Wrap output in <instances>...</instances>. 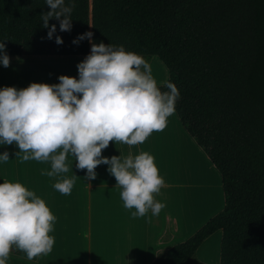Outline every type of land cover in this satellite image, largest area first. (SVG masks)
<instances>
[{"label": "trees", "instance_id": "1", "mask_svg": "<svg viewBox=\"0 0 264 264\" xmlns=\"http://www.w3.org/2000/svg\"><path fill=\"white\" fill-rule=\"evenodd\" d=\"M75 5L71 31L61 32L50 19L57 30L49 40L40 19L50 10L45 0H0V41L8 56H86L88 40L72 41L92 32L94 43L155 57L167 71L166 81L179 89V124L220 177L222 209L148 264H187L216 232L218 264H264V0ZM56 35L62 44L55 43ZM13 254L27 259L17 249Z\"/></svg>", "mask_w": 264, "mask_h": 264}, {"label": "clouds", "instance_id": "2", "mask_svg": "<svg viewBox=\"0 0 264 264\" xmlns=\"http://www.w3.org/2000/svg\"><path fill=\"white\" fill-rule=\"evenodd\" d=\"M49 11L40 14L42 27L53 39L59 22L61 32H70L75 0H45ZM92 32L78 35L72 43L87 39L90 54L76 67L79 78L58 77L59 83H30L27 87L0 88V144L16 145L15 156L51 163V170L41 175L57 177L53 184L62 195H70L78 178L60 177L68 173L66 159L75 157L76 168L86 170L87 180L97 177L95 169L108 165V172L120 188V198L132 218L144 217L149 210L159 215L166 206L156 200L164 186L154 156L140 151L110 158L102 150L110 142L128 146L143 144L153 132H162L175 111L180 92L164 81L162 91L153 77L151 64L143 56L126 51L123 46L97 44ZM6 41V40H5ZM55 43H63L59 35ZM0 65L9 67L10 57L0 41ZM22 154V155H21ZM0 161H9V152L0 153ZM56 217L46 202L20 182L0 183V264H6L10 252H23L28 260L49 254L55 237L50 235Z\"/></svg>", "mask_w": 264, "mask_h": 264}, {"label": "crops", "instance_id": "3", "mask_svg": "<svg viewBox=\"0 0 264 264\" xmlns=\"http://www.w3.org/2000/svg\"><path fill=\"white\" fill-rule=\"evenodd\" d=\"M33 57L36 56L10 58ZM84 58L85 56L49 57L52 59L50 61H82ZM19 73L21 72L18 71ZM60 75L79 78L77 67L65 63L46 77L57 84ZM10 78L9 76V82ZM34 82L38 83L37 80ZM28 85L20 83L19 89ZM182 144L198 156L196 148L173 113L168 118L167 127L162 132H153L143 144L128 146L113 141L102 150V156L108 158L120 156L123 159L129 153L135 156L140 151H147L154 156L159 174L164 179V186L158 194H154V198L166 206L157 216H153L149 210L144 217L137 218L131 216L135 209L123 206L121 189L116 187L117 182L108 172V165L97 166L96 179L87 180L86 170L77 169L75 157L69 154L66 159L69 172L60 174V177L71 178L74 174L78 178L71 194L65 196L53 187L57 177L41 175L42 171L51 170L50 161L21 162L20 157L15 156L19 151L16 145L0 144V153L9 152V161H0V183L5 180L22 183L43 199L56 217L53 231L49 233L55 237L49 254L27 260L10 252L6 264H105L106 259L109 264H148L173 245L185 241L220 209H214L216 203L212 200L210 185L200 192L186 193L193 203L190 201L186 206L180 204L182 181L181 173L176 171L178 165L176 166L175 158L176 149ZM103 240L108 242V257L105 259L99 255L94 256L92 251L94 241L100 247ZM219 240V232L206 238L187 264H218Z\"/></svg>", "mask_w": 264, "mask_h": 264}, {"label": "rangeland", "instance_id": "4", "mask_svg": "<svg viewBox=\"0 0 264 264\" xmlns=\"http://www.w3.org/2000/svg\"><path fill=\"white\" fill-rule=\"evenodd\" d=\"M145 59V58H144ZM49 57H33V58H26V59H16L10 58V65L7 68H4L0 65V88L3 87H15L19 89V84H30L34 81H38V83H47L53 84L48 78L46 77L47 74L53 72L55 68H60L62 64H68L71 66H76L79 62L77 60L72 61H50ZM148 61L153 70V77H156L157 85L163 84L164 81L167 80V71L162 66V64L155 58L151 57L150 59H145ZM150 60V61H149ZM55 67V68H54ZM18 71L21 72L18 74ZM9 76L10 82H9ZM190 142L193 144L194 148H196L198 152V156H195L192 151H190L189 147L182 144L179 149H176V171L177 173H181V194H180V204L182 206L188 205L190 201L193 200L187 197L188 192H200L201 190L205 189L206 187L211 188L212 193V200L214 201L215 208L220 209L223 205V198L220 189V177L217 171L211 166L205 155L201 152V150L195 145L193 140L187 135ZM167 168V172H168ZM197 176L198 178H195ZM215 176V177H214ZM216 178V179H215ZM191 180V181H190ZM197 180V181H193ZM215 240V239H214ZM95 242L93 248V255L94 256H102L103 259L108 257V242L107 240H103L99 246ZM97 247V248H96ZM219 249V248H218ZM15 250V246H13V253ZM218 251V250H217ZM105 264H109L108 259H106ZM75 264H83L82 262H77Z\"/></svg>", "mask_w": 264, "mask_h": 264}]
</instances>
